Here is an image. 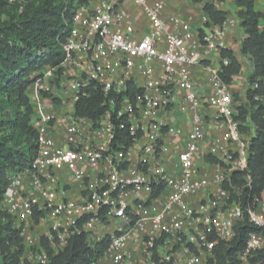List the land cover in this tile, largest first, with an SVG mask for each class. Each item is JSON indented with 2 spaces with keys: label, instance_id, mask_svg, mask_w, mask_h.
<instances>
[{
  "label": "built area",
  "instance_id": "built-area-1",
  "mask_svg": "<svg viewBox=\"0 0 264 264\" xmlns=\"http://www.w3.org/2000/svg\"><path fill=\"white\" fill-rule=\"evenodd\" d=\"M131 1L149 22L147 34L135 39L131 27H119L122 13L114 0H98L90 10L78 6L73 28L63 45L66 58L62 68L69 64L81 72L83 79L70 84L74 102L80 94L85 95L82 89L90 81L97 82L105 94L124 93L130 81L142 88L134 106L125 97L115 115L117 120L127 115L133 144L126 153L122 146L112 148L114 128L110 121L103 126L100 119L94 125L89 119L76 117L74 112L58 119L54 114L40 113L41 121L35 128L37 155L29 167L11 177L1 205L13 216L14 226L20 228L24 258L30 263H49L41 237L56 253L66 246L70 236L80 232L81 222L88 240L95 227L104 226L103 219L105 227L111 228L110 241L95 264L100 259H108L110 264H134L136 256L141 264H154V253L161 261L172 264H205L215 245L208 237L213 235L229 242L234 237V227L243 220L239 202L223 187H231L232 173L246 171L249 154V141L241 137L240 122L234 120L237 103L230 86L221 81L220 64L205 68L209 89L204 98L195 92L188 78L191 68L204 66L210 50L225 49V27L211 26L200 36L181 17L171 16L164 21L161 2ZM53 74V70H45L42 79L34 84L40 95L53 93L49 83ZM253 100L264 106V92L256 94ZM178 103L187 108L188 129L152 120L169 113ZM108 105L114 107L112 98ZM104 116L110 119L109 112ZM206 117L219 120V126L225 128L215 140L207 136ZM145 121L147 127L143 125ZM55 122L63 127L62 143L51 134ZM151 122L155 124L152 126ZM117 128L124 129V124L119 122ZM143 136L144 144L139 148L136 163L130 167L129 150ZM203 151V160L210 156L219 162L212 165L216 171L212 177L199 164ZM169 153L176 154L173 172L162 164H150L151 158ZM104 161L107 166L91 179L86 199L68 197L57 172L66 169L73 178L83 181L89 176L87 170L98 169ZM243 179L248 186L249 176ZM158 187V197L149 200L151 189ZM231 188L239 193V188ZM144 190L149 193L146 198ZM199 196L196 206H191L190 198ZM41 212L44 217L36 224L34 214ZM247 213L249 222L264 230V198ZM193 220L197 221V230L188 232ZM41 221L42 236H30L27 227L42 226ZM179 250L184 258L178 255ZM259 250H264V231L250 234L238 261L250 264L249 259Z\"/></svg>",
  "mask_w": 264,
  "mask_h": 264
},
{
  "label": "trees",
  "instance_id": "trees-1",
  "mask_svg": "<svg viewBox=\"0 0 264 264\" xmlns=\"http://www.w3.org/2000/svg\"><path fill=\"white\" fill-rule=\"evenodd\" d=\"M191 1L199 4L205 0ZM207 1L202 6V12L208 18L204 28L223 25L227 14L214 6L215 2L222 0ZM254 3L255 0H235V16L244 34L240 53L250 58L253 70L248 76L246 103L237 106L234 120L240 124L249 122L253 136L248 144L246 171L231 174V187L239 188V193L229 185H223L230 191L231 198L239 202L243 220L234 227V237L229 242L218 240L213 235L208 237L215 245L205 264H241L238 254L245 248L250 234L264 231L249 222L247 213L256 208L264 191V106L253 100L256 94L264 92V29L259 28L264 14L255 10ZM78 6H88V0H0V207L11 177L29 167L37 155L38 135L33 125L34 109L29 90L42 79L46 69L53 70L57 77L62 75V64L66 58L63 45L73 28ZM198 32L201 36L203 30ZM220 58L228 61L226 65L220 64L221 81L230 86L239 74L240 65L230 50H221ZM142 92V88L130 81L124 93L105 94L97 82L90 81L82 89L85 95L80 94L74 103V115L89 119L95 125L109 112V121L114 128L111 146L116 150L122 146V152L126 153L134 137L129 134L127 115L119 120L115 115L125 97L134 106ZM111 98L115 103L113 108L108 105ZM52 101L57 102L55 99ZM119 122L124 124V129L117 128ZM242 130L243 125H240V133ZM139 136L140 131L137 132ZM204 162L219 164L210 156H205ZM245 175L250 178L248 186L243 179ZM160 191L161 187L152 188L149 200L156 199ZM42 217L44 213H35L34 222L37 224ZM81 223L80 232L70 236L66 246L56 253L41 237L40 243L49 257L48 264H95L103 255L109 245V237L89 243L87 234L81 230ZM102 224H106L103 219ZM19 234L20 228L14 226L13 217L0 211V264H37L24 258L26 251ZM193 253L196 254L195 251ZM152 260L154 264H172L161 261L155 253ZM249 262L264 264V250L255 252Z\"/></svg>",
  "mask_w": 264,
  "mask_h": 264
},
{
  "label": "crops",
  "instance_id": "crops-1",
  "mask_svg": "<svg viewBox=\"0 0 264 264\" xmlns=\"http://www.w3.org/2000/svg\"><path fill=\"white\" fill-rule=\"evenodd\" d=\"M110 1V0H108ZM116 2V8L122 13V19L119 22V27L125 29L126 27H131L133 31V37L135 39H141L145 34H147L150 30V25L148 20L146 19L143 11L135 6L131 0H114ZM151 3L161 2L163 4L162 18L164 21H168L171 16L181 17L191 23L193 26V30L197 33L199 30H204V23L208 22V18L202 12V6L204 3L208 2L205 0L203 3L195 4L191 0H149ZM98 0H88V6L84 7L86 10H90L97 4ZM214 6L217 10L225 12L227 14L226 21L222 26L225 27V49L230 50L233 56L236 58L240 65L239 74L234 77L232 84L230 85V90L232 94H238L239 106L241 104L246 103L245 94L249 89L248 76L251 74L253 70V65L248 56H243L240 53V42L244 38V34L242 33L239 27V20L235 16L236 4L235 0H222L219 2H215ZM254 7L256 11H259L264 14V0H255ZM259 28L264 29V18L259 21ZM228 61L226 59L220 58V52L210 50L208 56L205 57L203 61V67L199 69L191 68L188 73L189 80L193 83L195 92L202 98H204L207 93L209 86L206 84V66H217L219 64L226 65ZM74 73H77L76 69H72ZM63 78V76H61ZM35 87L33 86L29 93H32V90L35 92ZM53 99L57 100V102L52 101ZM30 100L33 105L34 115H33V125L36 128L40 124V113L43 112L45 114L51 113L58 119L63 114L73 113L74 112V100L70 99L68 95H62L60 92L58 95L54 93V95H49L48 97L44 95H34L30 94ZM237 105V106H238ZM177 107V106H175ZM174 107V109H175ZM183 107H178L177 110L172 109L167 114H159L156 118L152 119L154 122H161L163 125L170 126H179L183 129H188L190 127V116L188 115ZM201 110H204L203 107H200ZM208 114L209 111H208ZM149 122V121H148ZM100 124L103 126H107L109 124V119L107 116H104L100 120ZM144 126L147 127V121L144 122ZM243 127L248 126L252 129V126L249 122H246ZM211 127V126H210ZM217 129V136L224 132V127H215ZM218 129H221L218 131ZM164 131V130H163ZM165 132V131H164ZM206 132L209 137L215 133L214 129L209 130V125H206ZM220 134H219V133ZM253 133V132H252ZM51 134L55 138L56 142L62 143L65 137L63 127L58 122L52 123L51 125ZM241 137L244 140L249 141L253 135H250L249 138L243 133H240ZM145 137L140 138L133 147L129 150V155L127 157L129 166L132 167L137 160V154L140 146L144 144ZM205 151L200 155L199 164L204 171H211L214 166L207 164L203 160V155ZM176 162V154L169 153L167 155L156 156L150 159V164H162L163 167L174 171V164ZM107 166V161H104L102 165L98 169L87 170L88 178L83 181L77 180L73 178L70 173L64 169L57 172V177L59 182L64 185L66 193L68 197L73 198L77 201H84L88 194V189L90 185V181L94 178L97 173ZM82 170H85L86 167L83 165H79ZM208 177L209 176L208 174ZM144 197H148V191H143ZM199 197L190 198L189 202L191 206H196V203ZM262 198H264V191L262 193ZM188 229L191 231L197 230V221L193 220L188 225ZM106 229L108 227H105ZM178 255L180 258H184L185 255L182 254L181 250L178 251ZM206 255V254H205ZM202 255V256H205ZM134 264H141L140 260L137 256L134 258ZM98 264H110L108 259H100ZM133 264V263H132Z\"/></svg>",
  "mask_w": 264,
  "mask_h": 264
},
{
  "label": "rangeland",
  "instance_id": "rangeland-1",
  "mask_svg": "<svg viewBox=\"0 0 264 264\" xmlns=\"http://www.w3.org/2000/svg\"><path fill=\"white\" fill-rule=\"evenodd\" d=\"M72 66H70L69 64L65 65V67L62 68V75L63 78L61 76L57 77L55 72L53 74V77L51 80H49V83L51 86H53V95L54 93L56 95H58V93L60 92V94L62 95H68V97H70V99L73 98V95H72V92L70 90V84L73 82V81H80L82 80L83 78L80 79L81 75L79 72L77 73H74L72 71L73 68H71ZM47 70V69H46ZM35 89V92L34 90H32V93H29V97H30V94L34 95L36 93V95L38 96L40 91H38L36 88ZM50 94V95H52ZM232 97H233V101L235 103H239V97H238V94H232ZM235 99V100H234ZM238 105V104H237ZM175 106V109L174 110H177L178 107L182 106L180 103L176 104ZM183 108L182 109H185L187 110L186 106L183 105L182 106ZM205 122L209 125V130L210 129H214L215 133L211 135H209V139L211 140H215V138L217 137V129L215 127H219V120L217 121H212L211 118H208L206 117L205 118ZM152 126L155 124L154 122H151L150 123ZM211 126V127H210ZM221 129H218V131H220ZM253 130L250 129L248 126L246 127H243V130H242V133L243 135H246L247 138H249L250 135H252L253 133ZM219 133V132H218ZM220 134V133H219ZM208 136V135H207ZM215 169L212 168L211 171H208L207 170V173L209 174V176H214L215 175ZM0 211H4V207H0ZM13 217V216H12ZM18 223V222H17ZM40 224H42V226H35V225H30L29 228L27 227V230L30 234V236L34 237V238H40L43 234V231H44V222L41 221ZM106 225L104 226H97L95 227V229L93 231H91L89 233V236H88V240H89V243H93V242H96V241H99L100 239H102L104 236H108V234L110 233L111 231V228H105ZM188 232H191V230H187Z\"/></svg>",
  "mask_w": 264,
  "mask_h": 264
}]
</instances>
